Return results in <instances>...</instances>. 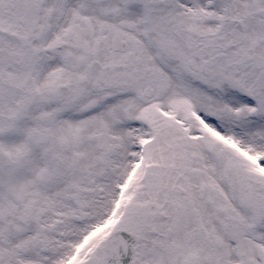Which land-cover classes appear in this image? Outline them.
<instances>
[{
	"label": "snow or ice",
	"instance_id": "1",
	"mask_svg": "<svg viewBox=\"0 0 264 264\" xmlns=\"http://www.w3.org/2000/svg\"><path fill=\"white\" fill-rule=\"evenodd\" d=\"M0 264H264V0H0Z\"/></svg>",
	"mask_w": 264,
	"mask_h": 264
}]
</instances>
